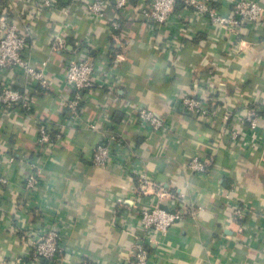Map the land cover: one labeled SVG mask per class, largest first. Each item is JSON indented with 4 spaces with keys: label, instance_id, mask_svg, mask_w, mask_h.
Segmentation results:
<instances>
[{
    "label": "crops",
    "instance_id": "crops-1",
    "mask_svg": "<svg viewBox=\"0 0 264 264\" xmlns=\"http://www.w3.org/2000/svg\"><path fill=\"white\" fill-rule=\"evenodd\" d=\"M92 1L58 0L59 9L47 10L40 0H0V12L8 8L10 21L29 33L27 55L35 67L46 63L48 84L31 93L22 75L0 72V90L18 88L32 101L29 116L19 107L0 108V153L14 159L0 168L8 181L0 186V264H45L32 255L30 241L53 222L68 250L56 264H128L142 235L135 207L156 199L136 197L135 170L153 179L151 191L164 194L158 207L178 216L148 248L147 264H264V15L229 29L177 2L178 19L159 27L111 3L92 19L85 12ZM212 2L230 14L231 0ZM113 20L120 29L109 27ZM55 32L65 37L66 50L51 47ZM116 56L117 64L107 63ZM70 58L97 66L82 114L99 132L67 117L63 103L72 92L61 79ZM191 96L206 99L212 115L184 113L180 102ZM138 108L161 117L164 129L139 127L131 118ZM225 114L238 131L236 142L223 128ZM247 114L259 117L250 132ZM43 122L64 128L51 159L50 149L36 145ZM102 134L114 137L123 169L93 166ZM193 158L206 164L205 172L189 169ZM31 160L40 168V186L25 199L22 179ZM124 198L134 203L119 204ZM236 204L240 217L232 215Z\"/></svg>",
    "mask_w": 264,
    "mask_h": 264
},
{
    "label": "built area",
    "instance_id": "built-area-1",
    "mask_svg": "<svg viewBox=\"0 0 264 264\" xmlns=\"http://www.w3.org/2000/svg\"><path fill=\"white\" fill-rule=\"evenodd\" d=\"M230 14H222L213 5L212 0H139L136 5H132L128 0H93L85 7V12L90 18H101L103 9L107 3H111L117 11L129 9L132 15L141 16L147 23L162 27L169 23L174 16V9L177 2L192 10L199 17L212 24L224 26L229 29H241L248 25L259 23L264 15V9L258 0H231ZM41 6L47 10L59 9L58 0H40ZM121 23L117 20L109 22V27L113 30L120 29ZM51 41V47L55 50H66L65 37L59 32H55ZM29 33L19 31L17 26L9 20L7 14L0 13V72L12 71L22 75L27 82L31 93H36L37 89L47 88L46 63L42 62L40 67L33 66L27 55L29 47ZM120 57L116 56L107 61L108 64H117ZM97 79V66L93 59L70 58L65 62L62 83L71 90L72 95L64 101L63 106L69 120L83 124L82 127L92 132H99L95 122H89L83 118L82 105L89 99V91L94 87ZM29 93L15 87H5L0 90V108L6 111L12 107H19L26 115L32 111ZM181 110L195 118H207L212 115L210 104L202 97H184L180 102ZM248 109V103L244 105ZM132 115V121L141 128H148L153 133H159L164 129V121L156 113L146 108H138ZM229 114L223 116L225 122L223 128L228 133L230 142H236L239 138L238 131L232 127ZM249 123V132L258 126L259 117L255 114H247L245 117ZM80 124V125H81ZM63 126H53L48 122H43L37 129L36 145L40 151L50 149L46 157L53 156V151L57 150L58 143L64 135ZM112 135L102 134L101 139L92 149V164L95 167H108L116 163L123 169L120 158L113 151L111 141ZM13 157L0 153V168L4 162L11 164ZM27 175L22 179L23 196L30 199L37 196L40 186V168L35 160L28 161ZM189 169L194 173H203L206 164L198 158H193L189 163ZM134 176L137 178L136 197L155 195L153 204L136 206L133 213L137 214L138 225L141 229V241L135 246L133 259L128 264H147L148 248L151 244L166 235L169 226L178 218L176 214L158 207V198L164 194H156L151 191L154 181L143 171L135 170ZM8 184L7 178L0 175V186ZM154 197V198H155ZM158 197V198H157ZM119 200V199H118ZM127 202L134 203L127 198L120 199L119 204ZM157 203V204H156ZM233 217L243 215V209L239 204L233 206ZM1 217V208H0ZM31 249L34 258L46 261L47 264H56L68 254L67 246L63 241V231L59 223H50L41 233L36 234L31 239ZM81 264H93L82 262Z\"/></svg>",
    "mask_w": 264,
    "mask_h": 264
},
{
    "label": "trees",
    "instance_id": "trees-1",
    "mask_svg": "<svg viewBox=\"0 0 264 264\" xmlns=\"http://www.w3.org/2000/svg\"><path fill=\"white\" fill-rule=\"evenodd\" d=\"M133 5V4H132ZM2 13H5V14H7V17L9 18V16H8V14H9V12H8V8H4V9H2V11H1ZM0 12V13H1ZM10 20V19H9ZM149 250V249H148ZM43 262H45V264H46V261H43Z\"/></svg>",
    "mask_w": 264,
    "mask_h": 264
},
{
    "label": "water",
    "instance_id": "water-1",
    "mask_svg": "<svg viewBox=\"0 0 264 264\" xmlns=\"http://www.w3.org/2000/svg\"><path fill=\"white\" fill-rule=\"evenodd\" d=\"M162 209H164V208H162Z\"/></svg>",
    "mask_w": 264,
    "mask_h": 264
}]
</instances>
